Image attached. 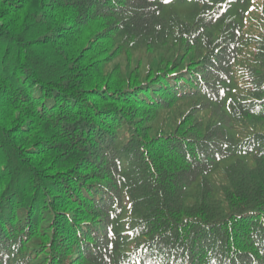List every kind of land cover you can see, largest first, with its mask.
<instances>
[{"label":"trees","instance_id":"trees-1","mask_svg":"<svg viewBox=\"0 0 264 264\" xmlns=\"http://www.w3.org/2000/svg\"><path fill=\"white\" fill-rule=\"evenodd\" d=\"M173 1L0 0V264H264V0Z\"/></svg>","mask_w":264,"mask_h":264},{"label":"rangeland","instance_id":"rangeland-1","mask_svg":"<svg viewBox=\"0 0 264 264\" xmlns=\"http://www.w3.org/2000/svg\"><path fill=\"white\" fill-rule=\"evenodd\" d=\"M185 1L190 2V0H185ZM257 5H259V0L255 1L254 7ZM167 11H169V14L173 13L174 15H178L185 19L189 14L193 12V8L192 6L185 4L184 0H174L171 4H169L165 8L164 12L166 13ZM234 68H235L234 72L237 74L239 71V65L237 64ZM225 164L226 163L220 165L219 167L221 166L223 167Z\"/></svg>","mask_w":264,"mask_h":264}]
</instances>
